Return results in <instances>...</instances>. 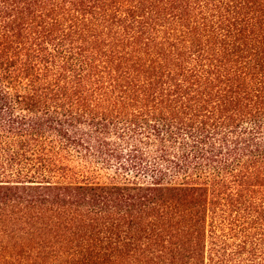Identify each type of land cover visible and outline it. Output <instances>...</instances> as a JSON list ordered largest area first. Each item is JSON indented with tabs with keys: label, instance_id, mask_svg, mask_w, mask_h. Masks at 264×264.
Here are the masks:
<instances>
[{
	"label": "trees",
	"instance_id": "16d2710c",
	"mask_svg": "<svg viewBox=\"0 0 264 264\" xmlns=\"http://www.w3.org/2000/svg\"><path fill=\"white\" fill-rule=\"evenodd\" d=\"M0 264H264V0H0Z\"/></svg>",
	"mask_w": 264,
	"mask_h": 264
}]
</instances>
